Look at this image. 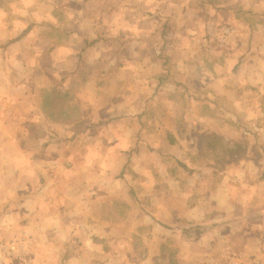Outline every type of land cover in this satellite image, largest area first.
I'll use <instances>...</instances> for the list:
<instances>
[{
    "label": "crops",
    "instance_id": "obj_1",
    "mask_svg": "<svg viewBox=\"0 0 264 264\" xmlns=\"http://www.w3.org/2000/svg\"><path fill=\"white\" fill-rule=\"evenodd\" d=\"M3 9H24L29 16L12 20L0 16V41L6 42L0 45V240L30 236L27 255L7 264H120V249L112 248L120 247V219L134 216L120 212V202L132 203L127 187L134 181L120 180V162L124 168L130 152L125 158L115 143L120 130L110 131L106 122H120L128 115L140 121L141 97L131 98L130 108L120 112L119 74L124 69L140 73V58L153 64L150 58L157 55L156 47L147 52L125 45L131 38L134 45L154 43L158 25L167 26L159 37L167 42L163 53L171 59L166 69L186 74L181 83L170 77L167 84L190 90L188 99L200 95L191 91L198 81L230 98L238 89L264 90V0H0ZM251 16L258 21H250ZM216 39L229 42L223 56L228 60L221 62L206 48L205 43ZM129 56L133 64L118 59ZM66 59L70 66L61 65ZM221 71L227 75L223 79L215 75ZM203 73L207 75L202 77ZM138 81L131 85V93L140 88ZM148 104L155 101L149 98ZM79 106L84 110L76 114ZM222 117L238 119L219 113L186 114L181 120L196 122L203 135L212 127L229 145L237 141L236 128L232 124L221 131L216 122ZM146 120L157 119L149 114L144 115ZM178 121L168 116L170 130L177 138L187 137ZM258 129L264 143V124ZM142 132L146 139L155 135L146 128ZM81 134L86 135L85 142L77 141ZM150 141L141 142L134 154L139 148L149 151ZM257 163L244 161L243 175L259 168ZM259 184L261 192L250 184L235 187L237 206L232 202L229 212H208L218 209L214 204L228 193L225 184L212 195L202 194L187 219L206 218L202 223H208L210 213H218L230 221V229L247 236L244 247L250 242L264 263V236L251 230L259 217L264 219V212H248L254 196L264 197V180ZM134 227L127 236L133 237ZM157 230L153 222L149 242L153 254L130 257L123 264H158ZM203 239L207 247H217L216 237ZM216 257L208 252L200 259L213 264ZM181 263L186 264L184 259Z\"/></svg>",
    "mask_w": 264,
    "mask_h": 264
},
{
    "label": "rangeland",
    "instance_id": "obj_2",
    "mask_svg": "<svg viewBox=\"0 0 264 264\" xmlns=\"http://www.w3.org/2000/svg\"><path fill=\"white\" fill-rule=\"evenodd\" d=\"M50 14L52 15V12ZM0 16L9 20L29 17L24 9H3L0 10ZM249 20L258 21V18L251 16ZM166 27L163 24L158 25V40L154 43H145L142 44L143 46L141 43L134 45L131 38L129 44L125 45V49L128 50L141 47L147 52L154 47L157 50V55L150 58L153 64L145 62L148 58H140V73L127 72L124 69L119 74L120 112L130 108L128 101L130 102L131 98L141 97L139 109L143 113L141 119L139 118L140 121L136 115H128L120 119V122L113 121V119L106 122L110 131L112 128L120 130V138H117L115 143L120 144V151L124 153L125 158L130 152L124 168L121 167L122 162H120V180L129 177L134 181L127 187L132 203L120 202V212H133L134 216L129 213V216L120 219V247L116 246L112 249H120V264L130 257H149L150 253L154 252L149 242L152 240V224L155 222L158 227L155 235L157 236L158 264H183L181 263L183 259L186 264H212L211 262L204 263L200 259L208 252H214L217 255L213 264H258V260L264 264L259 250L250 246V242H247L250 248L244 247L247 236L243 234L239 236L236 233L237 229H230V221L223 219L218 213H214L215 215L210 213L212 221L208 223H202L206 221V218L189 220L186 216L187 212L200 203L202 194L212 195L223 184L227 186L228 193L224 192L221 196L222 201L219 200V203L214 204L218 209L208 212H229L228 207H232V202L233 206H237L233 198L235 187L244 189L245 185L250 184L253 185V190L261 192L259 183L264 180V143L258 128L264 124V90L247 89L251 91V95L247 96L246 89H238L235 98H230L227 95L210 91V86H204V83L198 81L191 91L200 95L188 99L186 95L190 90L182 87L174 88L167 84L170 77L181 83L186 74L181 73L179 69L170 72L166 69L167 65L171 66V63H168L170 57L163 53L167 49V42L159 39L162 36V30H166ZM0 45H6V42L0 41ZM205 45L208 50L215 53V57L220 56L221 62L224 58L228 60V57L223 56L226 54L229 42L224 43L216 39ZM122 58L118 59L120 61L129 60L131 64L135 61L132 56ZM69 62L70 60L66 59L61 62V65L70 66ZM225 66L230 68L228 63L221 64V67ZM209 69L211 70V67ZM222 71L215 75L223 79L227 75ZM205 75L207 73H203L202 77ZM136 80H139L140 88H136V93H131L134 92L131 85H135ZM138 91L140 92L137 93ZM149 98L155 101L154 105L149 106ZM199 98H205L204 103H201ZM123 101L125 103L121 104ZM207 101H214V105H210ZM258 106L261 108L259 109ZM83 110V107L79 106L76 114ZM219 113H229L238 117L234 121H228V117H222L216 122L221 131L234 124L237 141H232L229 145L225 143L226 138L211 131L212 127L209 131L206 129L207 133L203 135L199 132L200 129L198 124H195L196 122L181 120L186 114L197 116V114L218 115ZM149 114L157 120H151L152 123H148V120L143 121L144 115L149 117ZM245 114L250 116L247 121L241 119V116ZM168 116L178 118V126L181 129L185 127L187 137L185 135V137L177 138L176 134L170 130ZM143 128L152 130V134L155 135L146 139L143 137ZM76 139L78 142H85L87 137L81 134ZM149 140H151L148 144L150 150L146 148V152L142 153L139 148L135 155L134 150L140 146L139 144ZM175 143L178 144L174 147ZM248 160L258 162L259 168L256 167L251 172L249 171V174L243 175L245 169L241 167L245 166L243 163ZM240 203L243 204L245 201L242 200ZM249 206L248 212H264V197L254 196ZM240 211L245 212V209H240ZM259 218L254 222L251 230H260V234L264 236V219ZM138 222L140 225L136 226ZM133 224H135V233L131 238L127 236V230H130ZM208 224L215 226L210 227ZM139 229L140 235H137ZM206 236L216 237L219 240L215 249L211 247L212 240H210L212 244L210 247L205 245L203 238ZM230 246H232L231 250Z\"/></svg>",
    "mask_w": 264,
    "mask_h": 264
},
{
    "label": "built area",
    "instance_id": "obj_3",
    "mask_svg": "<svg viewBox=\"0 0 264 264\" xmlns=\"http://www.w3.org/2000/svg\"><path fill=\"white\" fill-rule=\"evenodd\" d=\"M30 236L22 234L11 240H0V264H7L24 258L28 253Z\"/></svg>",
    "mask_w": 264,
    "mask_h": 264
}]
</instances>
